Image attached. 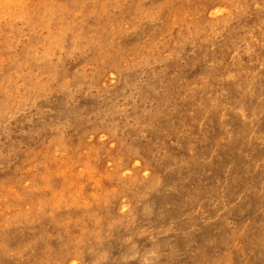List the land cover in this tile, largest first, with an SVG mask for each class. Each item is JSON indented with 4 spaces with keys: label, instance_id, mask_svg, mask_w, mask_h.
Instances as JSON below:
<instances>
[{
    "label": "rangeland",
    "instance_id": "374dc122",
    "mask_svg": "<svg viewBox=\"0 0 264 264\" xmlns=\"http://www.w3.org/2000/svg\"><path fill=\"white\" fill-rule=\"evenodd\" d=\"M0 264H264V0L0 11Z\"/></svg>",
    "mask_w": 264,
    "mask_h": 264
},
{
    "label": "bare ground",
    "instance_id": "6f19581e",
    "mask_svg": "<svg viewBox=\"0 0 264 264\" xmlns=\"http://www.w3.org/2000/svg\"><path fill=\"white\" fill-rule=\"evenodd\" d=\"M29 1L31 2L32 0H0V11L10 14L15 8Z\"/></svg>",
    "mask_w": 264,
    "mask_h": 264
}]
</instances>
